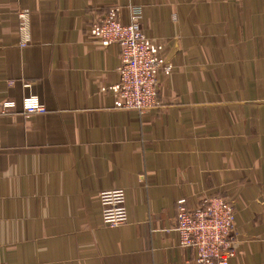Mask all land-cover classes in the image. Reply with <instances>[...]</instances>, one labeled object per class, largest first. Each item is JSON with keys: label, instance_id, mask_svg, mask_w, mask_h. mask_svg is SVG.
<instances>
[{"label": "crops", "instance_id": "0c3cea01", "mask_svg": "<svg viewBox=\"0 0 264 264\" xmlns=\"http://www.w3.org/2000/svg\"><path fill=\"white\" fill-rule=\"evenodd\" d=\"M113 8L172 65L145 117L113 107L121 47L88 34ZM29 94L46 114L23 113ZM5 100L19 112L0 116V264H198L178 203L216 196L237 211L230 264H264V0H0ZM117 188L130 221L109 228L99 196Z\"/></svg>", "mask_w": 264, "mask_h": 264}, {"label": "built area", "instance_id": "2783aa9c", "mask_svg": "<svg viewBox=\"0 0 264 264\" xmlns=\"http://www.w3.org/2000/svg\"><path fill=\"white\" fill-rule=\"evenodd\" d=\"M119 9L113 8L106 17L95 19L88 34L104 47L119 45L121 60L117 68L118 82L106 89L113 107L125 112H137L145 117L162 106L159 98L160 72L169 74L172 65L164 57L165 45L148 37L136 16L130 22L118 20ZM21 16V30L25 31L26 14ZM29 42L25 33L22 45ZM41 81L26 80L23 87L31 91ZM21 110L26 115H44L47 108L38 95L29 94L22 99ZM19 112L13 100L0 103V116ZM103 224L109 228L124 226L130 221L126 192L123 188L105 190L99 196ZM178 203L177 232L182 247L195 248L198 264H230L235 254V205L223 197H211L196 210L189 211Z\"/></svg>", "mask_w": 264, "mask_h": 264}]
</instances>
